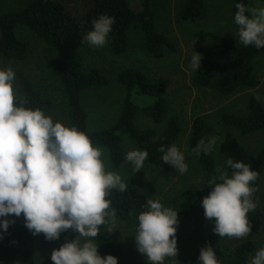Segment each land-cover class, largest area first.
Listing matches in <instances>:
<instances>
[{"label":"trees","instance_id":"obj_1","mask_svg":"<svg viewBox=\"0 0 264 264\" xmlns=\"http://www.w3.org/2000/svg\"><path fill=\"white\" fill-rule=\"evenodd\" d=\"M80 6L69 7L62 0H30L19 9L0 12V65L9 62H24L29 57V48L18 37L20 30H27L39 38L46 46L61 53L77 50L87 41L84 36L92 30V21L100 15L115 18L108 37V47L116 56L124 55L129 49V35L137 30L142 35L143 49L150 58L159 61L167 53L177 51L176 44L157 26L154 0H139L138 7L134 0H78ZM243 3L251 17L254 10L264 8V0H232L231 12L235 15V5ZM206 12L205 0H182L179 19L186 23L200 20ZM264 57V49L254 46L245 47L241 43L212 42L203 50L201 67L194 72L193 83L197 88H210L223 99H230L242 91L254 90L260 85V79L253 74L256 59ZM57 74L66 99L69 127H76L86 133L93 146L107 151L110 166L120 170L125 166L122 149L125 140L139 150H146V161L151 166L166 173L174 172L169 164L161 159V146L167 149L182 136L183 127L177 115L167 118L166 85L153 81L137 68H126L116 76V81L124 90V99L118 118L113 125L100 129L89 128V115L83 103L86 92L107 86V76L99 68L84 69L80 62L67 60L57 66ZM18 106L42 110L47 115L54 107L53 101L23 75L18 76ZM245 109L240 113L223 115L227 127L238 131L242 136L264 135V104L250 96ZM151 120L156 125L163 124L160 131L155 128H142L139 118ZM205 120L196 117L191 125L187 147L196 159L203 173V182L198 188L185 189L181 203L177 208L178 227L180 229L202 206V199L209 195L215 183H219L220 171L216 159L203 151L199 156L193 153L200 141H205ZM251 170L258 173L254 182L257 189L253 193L256 204L254 211L248 213L252 233L260 234L264 218L261 205L264 181V145L249 164ZM126 191L112 190L108 199L111 208L116 211L115 220L127 221L146 211L145 204L149 196L131 182H124ZM14 230L0 247V261L18 259L20 264H38L32 246L52 247L57 241L69 236L73 231L62 232L58 240L49 241L43 234L33 235L26 227L23 215L6 217ZM3 230L0 229V235ZM226 237H220L209 230L202 238L188 264H198L200 250L211 246L214 251ZM101 257H117V247L109 235L108 228L101 227L95 238ZM255 251L252 241H244L236 246L227 264H247ZM219 257V255H218ZM41 264H53L50 257ZM132 264H150L146 256L140 255Z\"/></svg>","mask_w":264,"mask_h":264},{"label":"clouds","instance_id":"obj_2","mask_svg":"<svg viewBox=\"0 0 264 264\" xmlns=\"http://www.w3.org/2000/svg\"><path fill=\"white\" fill-rule=\"evenodd\" d=\"M235 7L240 43L264 49V8L254 10L250 17L243 3ZM114 23V17L100 15L92 21V30L84 40L94 48L104 47ZM201 59L194 51L193 70L201 67ZM14 81L12 68H0V229L6 232L14 223L6 217L23 215L25 227L49 241L58 240L67 230L78 233L77 239L52 251L53 264H118L116 257H101L94 240L102 226L112 232L116 211L107 197L112 190L126 191L127 185L119 174L106 171L102 150L93 146L86 133L54 121L40 109L18 106ZM255 99L264 101L259 93ZM212 145L200 141L193 153L207 154ZM159 151L164 163L180 174L188 171L185 156L177 146H161ZM147 157L146 150H132L126 153L125 162L138 172ZM227 166L233 170L231 176L222 173L220 182L201 203L205 218H214L216 235L241 239L252 230L248 213L256 208L253 193L257 189L253 185L258 173L232 159L227 160ZM145 208L137 217V251L150 264H164L166 258L178 254V211L153 199L147 200ZM198 264H219L211 246L200 250ZM247 264H264V248Z\"/></svg>","mask_w":264,"mask_h":264},{"label":"rangeland","instance_id":"obj_3","mask_svg":"<svg viewBox=\"0 0 264 264\" xmlns=\"http://www.w3.org/2000/svg\"><path fill=\"white\" fill-rule=\"evenodd\" d=\"M29 1L0 0V12L19 9ZM62 1L72 8L77 9L80 6L78 0ZM138 3L139 0H134L133 6L137 8ZM181 3L182 0H154L158 29L174 41L177 49L174 53H167L162 60L156 61L146 55L142 35L137 30L130 32L129 49L122 56L114 55L107 44L102 48H94L87 44L77 50L61 53L46 46L33 33L20 30L18 37L29 48L28 59L24 62H3L0 65V68L10 67L15 72L16 94L19 90L18 76L23 75L53 101L54 107L47 116L68 127L66 99L57 74L58 64L67 60H76L86 70L99 68L107 76L108 85L94 88L83 96L91 130L109 127L119 116L125 95L123 88L116 81L120 71L137 68L143 70L151 80L163 82L167 88V118L172 115L179 116L183 127L182 136L173 145L184 154L188 171L180 174L175 169L172 173H166L151 166L146 160L138 172L126 162L122 169L114 170L110 166L107 151L100 149L103 152L101 158L106 171L119 174L123 182L136 184L150 199L159 200L165 207L174 209L181 203V195L185 189L198 188L203 182L202 170L187 147L191 125L196 117H203L205 120L204 142L205 144L213 142L209 153L216 159L220 174L227 172L228 176H231L233 170L231 166H227L228 159L249 165L264 145L263 134L245 137L223 122L224 114L242 112L250 96L259 93L264 97V57L256 59L253 65V74L260 79L259 87L242 91L230 99H223L210 88H197L193 83L195 70L191 67V58L194 51L202 57L203 50L209 43H240L238 26L231 12L232 0H205L206 12L194 23H186L179 19ZM261 102L264 104V101ZM139 126L160 131L163 124L156 125L151 120L140 117ZM122 149L125 157L127 152L138 148L125 140ZM262 189L261 205L264 218V181ZM137 226V217L127 221L115 220L109 235L117 247L118 264H132L141 255L135 243ZM212 228H214V218L212 221L207 220L201 206L193 217L177 230L178 254L176 257L166 258L164 264H188L202 238ZM13 231L9 229L0 235V247ZM77 238L78 233L72 232L52 247L32 246L37 263L41 264L46 258L51 257L54 249L58 250L65 243ZM247 240L255 245V251L251 256L253 257L260 248H264V224L262 232L258 235L251 232L241 239L226 237L215 251L219 264H227L225 262L231 260L236 246ZM0 264H20V261L17 258L6 259L0 261Z\"/></svg>","mask_w":264,"mask_h":264}]
</instances>
